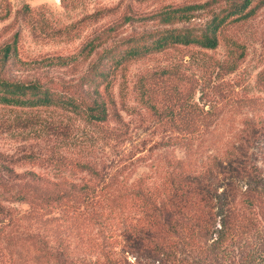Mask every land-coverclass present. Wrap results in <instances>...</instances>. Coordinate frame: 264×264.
I'll list each match as a JSON object with an SVG mask.
<instances>
[{
    "label": "rangeland",
    "instance_id": "rangeland-1",
    "mask_svg": "<svg viewBox=\"0 0 264 264\" xmlns=\"http://www.w3.org/2000/svg\"><path fill=\"white\" fill-rule=\"evenodd\" d=\"M240 3L0 0V78L39 82L94 100V66L107 51H122L131 38L143 43L173 29H203L214 14ZM189 6L195 8L181 21L165 24L156 17ZM255 6L256 1L251 8ZM232 42L241 45L245 57L235 72L224 74L217 65L226 60ZM263 69L260 5L251 18L231 21L215 50L177 45L126 62L111 77L113 101L103 125L59 107L0 105V264H49L45 245L53 248L59 241L78 263L103 259V253L136 262L123 250L124 229L137 215L133 190L161 183L177 160L193 172L217 176L219 193L231 177L243 190L250 180L230 176L233 161L256 168L264 186V134L249 137V126L264 125V91L256 82ZM169 94L173 104L167 103ZM178 94L181 111L171 109ZM190 100L215 117L210 128L205 124L193 135L188 134V119L177 122L175 115L183 116ZM37 184L66 190L72 184H92L95 200L85 207L67 202L45 208L6 199L8 189L33 191Z\"/></svg>",
    "mask_w": 264,
    "mask_h": 264
},
{
    "label": "trees",
    "instance_id": "trees-1",
    "mask_svg": "<svg viewBox=\"0 0 264 264\" xmlns=\"http://www.w3.org/2000/svg\"><path fill=\"white\" fill-rule=\"evenodd\" d=\"M239 1L241 3L234 4L231 9L214 14L203 29H173L159 33L158 38L152 37L151 41L147 38L143 43H140L141 39L131 38L122 51L118 52L116 48L107 51L101 63L94 66L97 76L90 82H95L94 100L60 93L39 82L0 78V105L29 109L59 107L81 116L90 124L103 125L113 101L111 77H115L117 70L126 62L177 45L217 49L220 35L231 21L249 19L257 7L264 5V0ZM254 1L257 6L251 8ZM194 8L182 7L156 14V17L169 24L175 19H185ZM230 45L226 60L217 65L224 74L235 72L245 57L240 44L232 42ZM96 47L93 45V51ZM101 65L104 66L102 70L99 68ZM97 78H101L102 82H98ZM107 78L110 80L100 91ZM256 82L264 91V69L258 73ZM175 99L177 102L171 109L178 107L181 111L184 104H180L179 94ZM171 100L172 95L169 94L167 103L173 104ZM184 111L183 116L182 112L175 115L177 122L188 119L187 126L191 127L189 135L198 133L205 124L208 129L215 122L213 113L203 110L194 101L190 100ZM249 133V137H259L260 133L264 134V125L260 129L249 126ZM238 164V161L231 162L233 170L229 173L234 177H249L245 190L236 181H231V177L219 193L217 176L211 174V177H207L205 172H193L184 160H177L172 170L155 187L136 185L133 193L137 215L130 218L123 232V250L135 257L134 263L108 253H103V259L78 263L71 258L68 247L60 241L53 248L45 245L46 260L49 264H260V258L264 255V186L259 181L256 168L249 167L247 163ZM91 173L99 180L97 172L92 170ZM65 188L37 184L33 186V191L29 187L16 192L8 189L10 196L6 199L44 205L45 208L67 202L70 203L64 205L73 203L85 207L95 200L92 195L96 187L92 184H72L69 190Z\"/></svg>",
    "mask_w": 264,
    "mask_h": 264
}]
</instances>
